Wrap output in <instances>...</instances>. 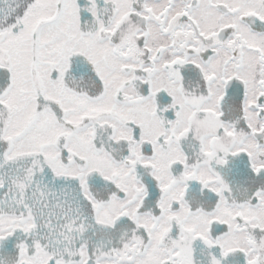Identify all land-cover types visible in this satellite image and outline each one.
Segmentation results:
<instances>
[{
  "label": "snow or ice",
  "instance_id": "6c2138e0",
  "mask_svg": "<svg viewBox=\"0 0 264 264\" xmlns=\"http://www.w3.org/2000/svg\"><path fill=\"white\" fill-rule=\"evenodd\" d=\"M0 264H264V0H0Z\"/></svg>",
  "mask_w": 264,
  "mask_h": 264
}]
</instances>
